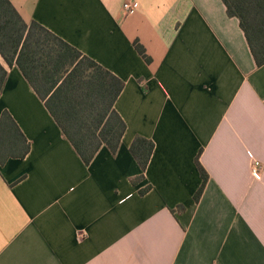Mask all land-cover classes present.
<instances>
[{"label": "crops", "instance_id": "0c3cea01", "mask_svg": "<svg viewBox=\"0 0 264 264\" xmlns=\"http://www.w3.org/2000/svg\"><path fill=\"white\" fill-rule=\"evenodd\" d=\"M9 1L124 83L127 128L84 163L0 55V119L29 144L0 149V264H264V66L223 0Z\"/></svg>", "mask_w": 264, "mask_h": 264}, {"label": "trees", "instance_id": "16d2710c", "mask_svg": "<svg viewBox=\"0 0 264 264\" xmlns=\"http://www.w3.org/2000/svg\"><path fill=\"white\" fill-rule=\"evenodd\" d=\"M236 18L258 67L264 66V0H223ZM141 55L145 52L137 46ZM0 55L9 68L17 66L78 155L89 164L102 146L119 147L126 124L115 103L124 83L42 25L25 23L9 0H0ZM8 72L0 62V97ZM16 129L10 142L6 132ZM16 132V134H15ZM154 145L138 138L132 151L146 164ZM0 149L19 158L29 144L9 114L0 119ZM205 182L208 175L200 167ZM201 187L197 196L204 188Z\"/></svg>", "mask_w": 264, "mask_h": 264}, {"label": "built area", "instance_id": "2783aa9c", "mask_svg": "<svg viewBox=\"0 0 264 264\" xmlns=\"http://www.w3.org/2000/svg\"><path fill=\"white\" fill-rule=\"evenodd\" d=\"M123 11L125 13L126 16L131 15L135 12V5L132 2H126L123 5ZM261 169H262V164L260 161L257 160H253L252 161V166H251V173L252 176L255 179H261Z\"/></svg>", "mask_w": 264, "mask_h": 264}]
</instances>
